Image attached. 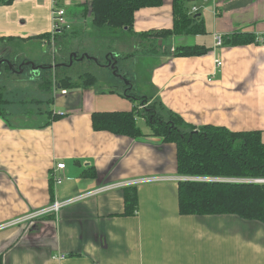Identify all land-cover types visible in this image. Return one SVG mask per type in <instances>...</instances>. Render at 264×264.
Listing matches in <instances>:
<instances>
[{"label": "crops", "instance_id": "crops-1", "mask_svg": "<svg viewBox=\"0 0 264 264\" xmlns=\"http://www.w3.org/2000/svg\"><path fill=\"white\" fill-rule=\"evenodd\" d=\"M57 1L80 23L76 34L89 35L91 0ZM188 6L197 7L203 33L159 35L174 26L172 0H164L160 6L139 9L133 30L112 37L118 38L115 49L106 56L114 57L118 66L136 60L147 87L138 86L137 92L131 78L120 86L95 74L94 84L63 88L67 93L52 97L47 109L60 115L58 119L35 111L32 116H43L38 123L13 124L0 117V225L84 195L59 211L1 228L2 264H264L263 223L232 214H181L177 146L152 135L143 116L137 123L147 129L142 128L145 136L139 138L93 126L94 112L132 111L138 106L125 94L133 88L190 125L259 130L264 141V0H189ZM52 9L53 0L0 4V57L19 66H42L33 70L24 64L22 72L10 76L29 69L39 92L40 74L51 73L75 53L68 44L54 48L58 39L62 43L63 33L56 34L54 44L44 43L53 30ZM148 32L152 34L143 36ZM235 33L253 40L216 46L215 35ZM185 46L208 51L175 55ZM68 73L79 82V73ZM59 162L65 168L54 171ZM53 172L62 183L55 184ZM110 185L115 186L95 192ZM129 187L137 191L133 212L126 207Z\"/></svg>", "mask_w": 264, "mask_h": 264}, {"label": "trees", "instance_id": "trees-1", "mask_svg": "<svg viewBox=\"0 0 264 264\" xmlns=\"http://www.w3.org/2000/svg\"><path fill=\"white\" fill-rule=\"evenodd\" d=\"M188 1L172 0L173 29L163 30L158 33L159 35L199 34L205 31L198 15L188 6ZM11 2L12 0H0V4ZM163 2L164 0H91L90 10L87 11L91 15L88 30L101 39L114 36L120 31H132L135 14L139 9L160 6ZM61 33L64 34L62 36L71 34L67 30ZM150 34L152 33H144L143 36ZM44 39L49 41L51 33L45 35ZM252 40L253 38L248 37L247 34L235 33L231 37H223V44L234 46L247 44ZM58 45L64 48L62 43L58 42ZM207 51L208 49L202 46H185L179 47L175 55L194 56L205 54ZM110 59L109 56L105 63L107 64ZM66 63L68 64L69 61ZM64 67H66L64 64L57 65L54 71L51 68V73H46L43 79L41 78L40 87L51 92L55 85L63 89L77 85H92L97 82V76L90 71L79 73V82H74L73 76ZM8 71L12 72L10 69ZM124 77L129 79L127 74ZM3 87L0 83V117L7 119L9 111L6 104L9 101L5 97ZM125 94L138 103V106L132 111L94 112V129L139 138L145 136V133L138 125L137 117L143 116L151 127L152 135L174 142L177 146V172L181 176L189 177L179 181L181 214H232L244 220L264 224V183L190 179V177L264 178V141L261 131H232L226 127L214 125L196 127L186 123L177 113L166 109L162 102L139 95L133 88H127ZM52 100V98L47 99L49 106ZM35 102L44 101L36 99ZM141 105L146 106L140 108ZM42 110L40 108L36 112L47 114L51 119H58L60 116L54 114L51 109ZM49 122L43 123L42 126L48 125ZM125 199L127 212L135 211L137 208L135 187L126 188ZM0 264H2L1 259Z\"/></svg>", "mask_w": 264, "mask_h": 264}, {"label": "rangeland", "instance_id": "rangeland-1", "mask_svg": "<svg viewBox=\"0 0 264 264\" xmlns=\"http://www.w3.org/2000/svg\"><path fill=\"white\" fill-rule=\"evenodd\" d=\"M89 14V13H88ZM69 24L72 26L71 29H64L65 31L71 32V34L67 36H63L62 44H68L69 48H71L73 52L79 53L80 58L83 53L80 52V50H88L89 55L92 57H98L105 61V59H108L106 56V52L111 49H115V43L117 42L118 38H111L106 37L104 39H101L94 35L93 32H90L89 35H77L76 33L79 31L80 23L73 21L70 17L67 16ZM88 26L90 28V19L88 18ZM61 30L59 33H61ZM58 34V33H57ZM91 35V36H90ZM65 37V38H64ZM58 42L61 43V40L58 39ZM58 42L55 44V49L59 48L60 45H58ZM44 50V49H43ZM120 50V49H118ZM45 51V50H44ZM54 55V54H53ZM51 56V54H50ZM93 58H85L84 60L80 59H74L72 64H66L64 68L71 73V74H77V73H83L85 71H90L96 74L99 78H104L105 80H108L109 84H119L120 86L122 83L128 84L126 79L124 78V75L127 74L129 78L133 79L136 82V91L138 90V86H141V88L147 87L145 83V78L140 76V73L143 72V70L140 72V66L137 64L136 60H130L127 59V61H121V63L118 66V73L120 76H116V74L112 71L113 69L109 68L104 62L100 63L99 59L96 61ZM153 59V57H152ZM47 60V58H45ZM70 62V61H69ZM102 62V61H101ZM64 63V62H63ZM69 65V66H67ZM2 72L8 71V67L3 65L2 66ZM27 69L23 74H12L8 71L7 76H1L0 75V83L4 86V92L5 97L8 99V103L6 104L7 111L9 113L7 114V121L10 123H18L23 124L26 123L25 121H30L32 123H38L41 121L42 117L32 116V113L35 111L40 110L42 108L43 110H48V104L47 99L52 98L56 93H61V88L57 87L56 85L53 86L52 91L47 90H40L38 91V84L36 81L33 80L32 77L29 76ZM32 71V70H31ZM31 71H29L31 73ZM76 77V76H74ZM39 78V76H38ZM43 79L42 74H40V83ZM99 83V82H98ZM107 83H99L97 86H108L105 85ZM36 86V87H35ZM40 86V85H39ZM72 89V88H71ZM47 93V97H45L42 92ZM138 92V91H137ZM39 94V95H38ZM41 94V98H40ZM50 95V97H48ZM34 98H40L43 99L44 102H35ZM51 108V107H50ZM43 118H47V114H43ZM140 125L143 129H147V126L140 122Z\"/></svg>", "mask_w": 264, "mask_h": 264}, {"label": "built area", "instance_id": "built-area-1", "mask_svg": "<svg viewBox=\"0 0 264 264\" xmlns=\"http://www.w3.org/2000/svg\"><path fill=\"white\" fill-rule=\"evenodd\" d=\"M196 11H197V7H194L192 9V12H196ZM52 16H53V30L51 32L52 33L51 34V39L49 41L45 39V41H44L45 44H51V43L54 44L55 35L57 33H59L61 30L71 29L72 28V26L69 24L68 19H67L68 13H67L66 8L61 6V5H59L57 0H53ZM215 40H216V46L217 47L223 45V36L221 34L215 35ZM217 63L221 64L222 61L218 59ZM61 92H62V94H65V93H67V90L63 89ZM145 106L146 105H141V108H143ZM64 168H65V163L59 162V163L56 164V167L54 168V171L62 170ZM53 175H54V178H55L54 179L55 184L58 185V184L62 183L63 178L60 175H57L56 172H53ZM188 178L189 177L181 176L179 178V180H184V179H188ZM190 179L208 180V181L225 180V181H234V182L235 181H254V182H258V183H264V178H257V179H233V178H215V177H192V178L190 177ZM114 186L115 185L106 186L105 188L102 187L101 189L95 190V192L104 191V190L110 189V188H112ZM90 194H94V193H88L87 195H90ZM82 197H84V195L75 197L74 199L68 200V201H55L52 205H50L46 209L30 213L26 217H23V218L14 220V221H9V222H6V223L0 225V229L3 228V227H9L11 225L20 223V222H22L24 220L35 219L37 216L42 215V214H44V213H46L48 211L49 212H51V211H59L61 209V207H63L64 205H66L68 203H71V202L77 200L78 198H82Z\"/></svg>", "mask_w": 264, "mask_h": 264}, {"label": "water", "instance_id": "water-1", "mask_svg": "<svg viewBox=\"0 0 264 264\" xmlns=\"http://www.w3.org/2000/svg\"><path fill=\"white\" fill-rule=\"evenodd\" d=\"M73 58H76V59H80V60H83L85 58H93L94 60H98L96 57H92L90 56L88 53H85L83 54L80 58L77 57V53H73V55L71 56V60L69 62V64H72L73 63ZM108 58V56H107ZM24 64H30L32 66V69L33 70H36V69H39V68H42V66H36L33 62L32 63H25V62H22L20 64V66H16L14 63H12L9 59L7 58H4V57H0V72L2 71V66L5 65L7 66L10 70L12 71H15V72H22L23 71V65ZM64 65H66V63L64 62L63 63ZM108 67H110L111 69H113V72L117 75L118 74V61L114 59V57L111 56V59L108 60L107 64H106ZM120 76V75H119ZM125 78V77H124ZM126 79V78H125ZM127 80V79H126ZM127 83H129V81L127 80L126 81Z\"/></svg>", "mask_w": 264, "mask_h": 264}, {"label": "flooded vegetation", "instance_id": "flooded-vegetation-1", "mask_svg": "<svg viewBox=\"0 0 264 264\" xmlns=\"http://www.w3.org/2000/svg\"><path fill=\"white\" fill-rule=\"evenodd\" d=\"M16 66H19V64L16 63Z\"/></svg>", "mask_w": 264, "mask_h": 264}, {"label": "bare ground", "instance_id": "bare-ground-1", "mask_svg": "<svg viewBox=\"0 0 264 264\" xmlns=\"http://www.w3.org/2000/svg\"><path fill=\"white\" fill-rule=\"evenodd\" d=\"M63 89H61V91H62Z\"/></svg>", "mask_w": 264, "mask_h": 264}]
</instances>
